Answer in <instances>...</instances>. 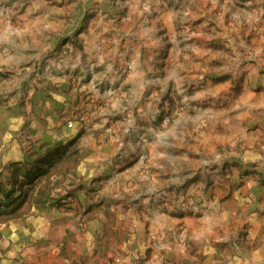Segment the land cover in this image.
Segmentation results:
<instances>
[{
    "label": "rangeland",
    "instance_id": "obj_1",
    "mask_svg": "<svg viewBox=\"0 0 264 264\" xmlns=\"http://www.w3.org/2000/svg\"><path fill=\"white\" fill-rule=\"evenodd\" d=\"M41 2L0 0V264H264V0H65L62 44L31 49ZM106 9L172 38L157 120L132 146L107 145L102 103L52 91ZM123 156L160 187L145 208L119 194Z\"/></svg>",
    "mask_w": 264,
    "mask_h": 264
},
{
    "label": "crops",
    "instance_id": "obj_2",
    "mask_svg": "<svg viewBox=\"0 0 264 264\" xmlns=\"http://www.w3.org/2000/svg\"><path fill=\"white\" fill-rule=\"evenodd\" d=\"M41 3L43 7L37 12L36 18L41 20L39 27L27 26L26 32L31 34L29 48L54 49L62 44L64 38L65 0H42ZM128 4L132 6L130 1ZM2 5H9L5 12H10L11 5L14 8L15 3ZM175 10L176 7L159 6L158 16L165 18L166 14L171 18ZM27 11L30 12L28 9ZM31 12L33 13L32 9ZM28 13L21 16L26 19L34 17L32 13ZM102 16L103 24L88 27L79 35L81 45L75 53L69 58L62 55L61 63L57 64L61 69L57 74L50 75L54 82L52 91L57 92L59 104L67 99L76 101L80 94H83L82 97L87 95L88 98H93L88 105L89 110L102 103L97 113L101 115L102 122H107V145L116 148L128 143L132 146L137 138L145 139L146 134L141 133V130L145 131L143 121L149 117L157 120L160 99L165 96L159 91L164 80L163 74L158 72V57L162 47L172 40L163 38L170 34V29L164 25H150L147 16L139 20L132 19L130 11L127 17L125 14L116 17L109 10ZM120 129L128 132L133 130L135 134L122 138L118 136ZM124 157L112 163H116L115 175L126 172L123 175L125 184L118 188L119 194H123L120 190L124 189L127 194L132 195L126 199L129 207L145 208L154 200L160 187L143 186L133 181L131 168L122 167ZM140 157L141 155L138 158ZM124 203L121 202L120 205Z\"/></svg>",
    "mask_w": 264,
    "mask_h": 264
},
{
    "label": "built area",
    "instance_id": "obj_3",
    "mask_svg": "<svg viewBox=\"0 0 264 264\" xmlns=\"http://www.w3.org/2000/svg\"><path fill=\"white\" fill-rule=\"evenodd\" d=\"M77 118H78L80 121H85V120H86V118H85L84 116H82V115H81V116H78ZM73 123H74L73 120H69V121H68V126H69V127L73 126Z\"/></svg>",
    "mask_w": 264,
    "mask_h": 264
}]
</instances>
